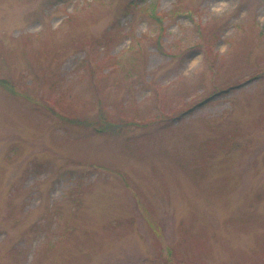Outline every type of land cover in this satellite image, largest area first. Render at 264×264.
<instances>
[{
	"label": "rangeland",
	"instance_id": "374dc122",
	"mask_svg": "<svg viewBox=\"0 0 264 264\" xmlns=\"http://www.w3.org/2000/svg\"><path fill=\"white\" fill-rule=\"evenodd\" d=\"M4 81L0 264H264V0H0Z\"/></svg>",
	"mask_w": 264,
	"mask_h": 264
},
{
	"label": "trees",
	"instance_id": "16d2710c",
	"mask_svg": "<svg viewBox=\"0 0 264 264\" xmlns=\"http://www.w3.org/2000/svg\"><path fill=\"white\" fill-rule=\"evenodd\" d=\"M142 1H144V0H142ZM162 47V45H161V43L159 44V48H161ZM53 87V86H52ZM0 88L1 89H3V90H5L6 92L8 91V92H11L12 94H14L15 96H11L10 94V96L11 97H16V96H18L16 93H15V89H14V87H13V85L11 84V83H9V82H6V81H4V83H0ZM49 111L51 112V113H54L55 115H57V113L53 110V109H49ZM87 125V124H86ZM90 128H92L93 130V132L95 133V134H97V135H99V136H101L102 134H100L98 131H97V128H99V125H95V126H91Z\"/></svg>",
	"mask_w": 264,
	"mask_h": 264
}]
</instances>
